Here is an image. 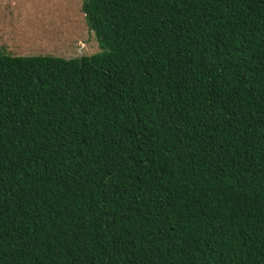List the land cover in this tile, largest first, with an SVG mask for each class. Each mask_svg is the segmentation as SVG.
I'll use <instances>...</instances> for the list:
<instances>
[{"label": "trees", "instance_id": "1", "mask_svg": "<svg viewBox=\"0 0 264 264\" xmlns=\"http://www.w3.org/2000/svg\"><path fill=\"white\" fill-rule=\"evenodd\" d=\"M98 51H0V264H264V0H82Z\"/></svg>", "mask_w": 264, "mask_h": 264}, {"label": "rangeland", "instance_id": "2", "mask_svg": "<svg viewBox=\"0 0 264 264\" xmlns=\"http://www.w3.org/2000/svg\"><path fill=\"white\" fill-rule=\"evenodd\" d=\"M82 0H0V51L63 59L98 51Z\"/></svg>", "mask_w": 264, "mask_h": 264}]
</instances>
